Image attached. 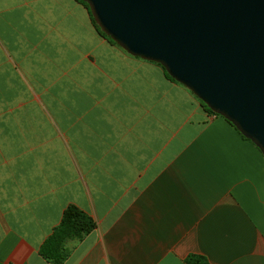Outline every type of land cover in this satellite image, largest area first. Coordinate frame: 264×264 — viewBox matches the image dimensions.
<instances>
[{
    "label": "crops",
    "instance_id": "crops-1",
    "mask_svg": "<svg viewBox=\"0 0 264 264\" xmlns=\"http://www.w3.org/2000/svg\"><path fill=\"white\" fill-rule=\"evenodd\" d=\"M75 206L63 264H264V156L77 0H0V264Z\"/></svg>",
    "mask_w": 264,
    "mask_h": 264
},
{
    "label": "water",
    "instance_id": "water-1",
    "mask_svg": "<svg viewBox=\"0 0 264 264\" xmlns=\"http://www.w3.org/2000/svg\"><path fill=\"white\" fill-rule=\"evenodd\" d=\"M131 56L160 64L264 156V0H82Z\"/></svg>",
    "mask_w": 264,
    "mask_h": 264
},
{
    "label": "trees",
    "instance_id": "trees-1",
    "mask_svg": "<svg viewBox=\"0 0 264 264\" xmlns=\"http://www.w3.org/2000/svg\"><path fill=\"white\" fill-rule=\"evenodd\" d=\"M77 1L82 5H84L89 10L88 4H86L82 0H77ZM91 18L96 30L100 33V35L103 36L105 39H107L111 44L119 47L113 40L107 37L100 30V28L97 26L96 22L94 21L92 15ZM158 65L162 67L160 64ZM162 69L165 71L168 79H170L175 83H178L172 77H170L169 74H167L166 70L163 67ZM200 103L209 113L219 116L215 114L213 111H211L202 101H200ZM95 226H96L95 222L88 215H86L84 212L79 210L77 207L75 206L68 207L63 214V218L59 227L54 231V233L46 240V242L41 247L40 250L41 255L44 258H46L48 261H50L52 264H63V262L66 260V258L69 255V252L65 247L66 242L69 240L81 241L88 234H90L92 230H94ZM187 264H209V263L203 257H197L192 255L188 257Z\"/></svg>",
    "mask_w": 264,
    "mask_h": 264
}]
</instances>
